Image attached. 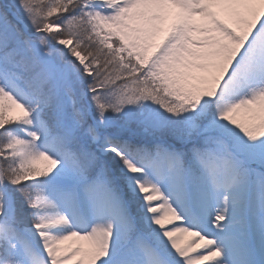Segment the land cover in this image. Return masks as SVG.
I'll list each match as a JSON object with an SVG mask.
<instances>
[{"label": "snow or ice", "instance_id": "snow-or-ice-1", "mask_svg": "<svg viewBox=\"0 0 264 264\" xmlns=\"http://www.w3.org/2000/svg\"><path fill=\"white\" fill-rule=\"evenodd\" d=\"M0 264H264V0H0Z\"/></svg>", "mask_w": 264, "mask_h": 264}]
</instances>
